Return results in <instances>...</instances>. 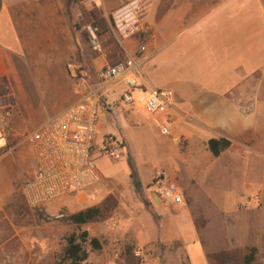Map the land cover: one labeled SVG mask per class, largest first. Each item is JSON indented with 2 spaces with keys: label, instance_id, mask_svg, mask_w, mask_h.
I'll list each match as a JSON object with an SVG mask.
<instances>
[{
  "label": "crops",
  "instance_id": "0c3cea01",
  "mask_svg": "<svg viewBox=\"0 0 264 264\" xmlns=\"http://www.w3.org/2000/svg\"><path fill=\"white\" fill-rule=\"evenodd\" d=\"M122 1L131 0H96L88 6L79 0H0V109L13 112L9 129L0 134V152L13 145L4 156H15L26 179L35 172L36 159L31 146L27 150L9 140L11 131L21 133L33 121L35 130L41 128L79 102L78 82L87 69L98 75L107 64L136 54L139 35L123 39L111 29V16ZM142 5L144 21L156 33L143 66L145 83L174 91L169 112L175 122L171 136L159 129L168 138L167 163L152 170L147 183L142 180L153 206L144 207L149 220L133 253L147 257L143 264H158L156 253L163 264H178L181 242L189 264H264L261 190L246 198L222 186L238 176L256 177L264 168L263 0H143ZM89 27L100 30L97 41ZM151 116L158 124L164 120ZM221 139L231 146L216 157L208 143ZM158 172L176 183L185 206L206 185L207 201L229 234L214 237L196 218L191 229L179 230L178 204L161 200L153 184ZM257 196L260 204L254 201ZM62 204L31 210L51 214ZM7 210V205L0 207V215H6L0 216V227L9 225L14 233L0 240V253L23 244V226L9 219ZM212 219L209 215V227ZM252 249L255 258L247 263Z\"/></svg>",
  "mask_w": 264,
  "mask_h": 264
},
{
  "label": "rangeland",
  "instance_id": "374dc122",
  "mask_svg": "<svg viewBox=\"0 0 264 264\" xmlns=\"http://www.w3.org/2000/svg\"><path fill=\"white\" fill-rule=\"evenodd\" d=\"M83 78L78 82L81 93L85 90L82 87L83 83L93 85L94 89L99 88L97 73L87 69ZM121 92L122 85L114 83L99 94L100 107L94 132L92 158L102 175L101 183L87 192L72 194L55 201H63L55 213L32 211L25 204L22 182L26 181L27 172L15 162L13 154L4 156L14 149L13 145L5 147V151L0 152V157L4 156L0 159V207L7 205V217L16 219L23 226V244L14 243L10 246L11 253H0V264H68L64 260L68 238L75 235L80 241L85 232L88 233V242L84 245L89 253L87 264H143L147 257L135 256L133 250L143 234L145 221L149 220L144 212L143 201H151V192L149 188L144 187L141 197L134 193L129 163L135 165L143 182L147 183L151 171L167 163L165 142L168 138H163L159 134L157 120L143 107H123L119 100ZM81 93L78 101L81 99ZM36 125L33 121L29 122L25 131L21 133L11 131L9 140L14 143L21 142L22 147L30 150L31 145L27 141V136L35 131ZM107 136H113L123 144V159L115 161L101 155L100 147ZM249 183L251 187L246 189ZM222 186L246 198L253 196L260 189L264 197V168L256 177L238 176L236 179H230V182H223ZM205 187L206 185L203 188ZM203 188L194 194V200L189 205L178 204V229L184 232L191 229L193 218H196L200 227L204 226L206 233L210 228L214 237L223 235L224 238L230 230L219 222L218 211L208 203ZM91 207L100 208L101 214L98 218L82 225L70 220L72 214ZM62 211L67 213V218L56 219ZM3 212L0 216L6 217ZM164 213L175 215L169 211ZM209 215L213 217L210 227L207 222ZM13 233L11 226L2 225L0 240ZM34 238H38L40 244L34 242ZM92 238L102 242L101 250L92 248L90 245ZM141 244L139 241L138 246L142 247ZM38 249L48 252L37 253ZM156 257L158 264H163L162 255L156 253ZM178 264H189L188 254L185 253L181 242H178Z\"/></svg>",
  "mask_w": 264,
  "mask_h": 264
},
{
  "label": "built area",
  "instance_id": "2783aa9c",
  "mask_svg": "<svg viewBox=\"0 0 264 264\" xmlns=\"http://www.w3.org/2000/svg\"><path fill=\"white\" fill-rule=\"evenodd\" d=\"M79 2L95 4L96 0ZM142 2L143 0L122 1L120 8L111 16V29L115 36L125 39L139 35L136 54L104 66L97 75L99 88L94 89L93 85L83 83L85 90L78 103L52 117L45 125L27 136L36 159L35 172L22 185V195L30 209L42 210L59 199L87 192L101 183L102 175L93 161L92 153L100 107L99 94L109 85H123L119 98L123 106H139L151 115L164 116L163 122L159 123L160 132L163 136H171V126L175 118L169 111L174 104V91L148 88L145 83L143 66L152 55L156 33L144 21ZM89 31L97 41L100 30L89 27ZM12 115L10 108L0 109V134L9 129ZM179 144H183V140ZM100 152L115 161L124 157L123 144L113 136L105 137ZM153 184L161 200L176 204L183 202L176 183L163 172L155 175ZM261 200L260 196L254 199L257 204ZM65 218V211L56 216L58 220Z\"/></svg>",
  "mask_w": 264,
  "mask_h": 264
},
{
  "label": "trees",
  "instance_id": "16d2710c",
  "mask_svg": "<svg viewBox=\"0 0 264 264\" xmlns=\"http://www.w3.org/2000/svg\"><path fill=\"white\" fill-rule=\"evenodd\" d=\"M208 146L209 149L214 154V156L217 157L221 154L222 151H224L225 149L231 146V142L226 139L210 140ZM129 166L131 169L130 179L134 193L138 197H141L144 192V185L142 182V178L140 176L138 169L135 167V165L132 162L129 163ZM143 204L144 207L147 210H149L153 203L152 201H143ZM100 214H101V210L99 207H91V208H87L84 211H80L78 213L72 214L70 216V220L77 225H82L88 223L91 220L98 218ZM87 237H88V233L85 232L83 233L80 241L79 238L76 237L75 235L68 238L67 240L68 244L64 253V260L68 262V264H87L89 253L84 247L85 243L88 242ZM90 245L94 250L102 249V245L99 239L97 238H92L90 240ZM255 253L256 250L252 249L250 255H248L246 258L247 263H250L254 260Z\"/></svg>",
  "mask_w": 264,
  "mask_h": 264
},
{
  "label": "water",
  "instance_id": "95a60500",
  "mask_svg": "<svg viewBox=\"0 0 264 264\" xmlns=\"http://www.w3.org/2000/svg\"><path fill=\"white\" fill-rule=\"evenodd\" d=\"M154 199H155V200H157V198H156V197H155Z\"/></svg>",
  "mask_w": 264,
  "mask_h": 264
}]
</instances>
